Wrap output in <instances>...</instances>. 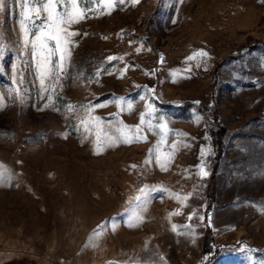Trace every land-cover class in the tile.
Instances as JSON below:
<instances>
[{
	"label": "rangeland",
	"instance_id": "1",
	"mask_svg": "<svg viewBox=\"0 0 264 264\" xmlns=\"http://www.w3.org/2000/svg\"><path fill=\"white\" fill-rule=\"evenodd\" d=\"M4 5L0 264H264V0H140L110 15L100 6L90 13L99 18L72 25L80 35L54 93L41 91L24 47L20 0ZM201 50L208 56L187 60ZM147 103L151 122L163 117L170 130L162 151L179 142L167 171L154 153L146 163L160 141L146 128ZM89 106L110 134L145 113L146 141L102 144L97 154L95 132L81 125ZM145 186L147 204L137 207Z\"/></svg>",
	"mask_w": 264,
	"mask_h": 264
},
{
	"label": "snow or ice",
	"instance_id": "2",
	"mask_svg": "<svg viewBox=\"0 0 264 264\" xmlns=\"http://www.w3.org/2000/svg\"><path fill=\"white\" fill-rule=\"evenodd\" d=\"M21 12L19 27L23 36V44L25 48L31 47V54L35 61L36 77L39 81L40 89L42 92H48L51 90L53 93L55 89L60 86V81L66 75L67 68L71 65V56L74 42L72 37L80 35L77 31H71V27L74 24L80 23L84 19L99 18L98 16L90 15L96 8L103 6L104 12L102 14H111V11L119 6H132L135 7L140 3V0H99V4L96 0H20ZM91 5V6H89ZM4 0H0V11L4 9ZM121 10H124L121 7ZM84 35H87L85 33ZM106 38V37H105ZM137 53L141 51L140 48L136 49ZM150 51V49H149ZM206 52L198 51L193 55L187 57L188 61L202 60L207 57ZM122 59L119 57H108V60ZM161 63H163V56L161 55ZM196 67L200 64L196 63ZM127 69H125L126 71ZM186 72L191 71V66L184 69ZM123 75V72L121 73ZM175 76L176 73L174 72ZM190 78V77H185ZM23 77L21 76L17 83H22ZM16 93L20 94V89H14ZM150 93H154V89L148 90ZM23 99V97H21ZM49 102L52 101V96L48 97ZM145 100L146 97H141ZM120 106L125 103L123 98H119L115 101ZM198 103V102H197ZM48 105H45L47 107ZM101 104L98 107H105ZM94 107L89 106L86 109L87 118L81 120V125L84 127L86 133L92 131L95 132V144L97 148V154L101 150V145L115 146L118 143H133L139 141H146L147 137L143 134V128L141 125H145V113L141 114L140 125L128 126L121 121L119 125L114 129V134L106 132L103 126V122L100 117H94L91 112ZM133 104L127 103V109L131 111ZM73 105H68V111H74ZM155 109L151 103L146 104V113L149 120L146 124L148 131H152L160 136V141L150 150L149 159L146 163L152 162L153 153L155 154V162L159 165L162 171H167L169 165L174 159L175 151L177 150L178 143L172 144V151L164 152L161 149V144L165 142L170 130L167 127V122L163 120V117H159L161 121L158 124H153L151 118ZM176 135H186L183 133H175ZM187 147V145H181ZM203 155V152H202ZM135 167V165H133ZM0 168H3L0 165ZM198 175H207L204 167L201 165ZM3 176V172H0V177ZM155 190V189H152ZM178 200H187L190 196H178ZM137 201V207L146 206L147 204V186L140 189V194L134 197ZM172 215L179 213H171ZM133 217L136 222L141 220L139 213L133 211ZM192 216H189L191 219ZM201 219H203L201 217ZM130 226H132L130 224ZM103 226H101L102 228ZM176 226L173 225V230ZM100 233H94V236Z\"/></svg>",
	"mask_w": 264,
	"mask_h": 264
},
{
	"label": "trees",
	"instance_id": "3",
	"mask_svg": "<svg viewBox=\"0 0 264 264\" xmlns=\"http://www.w3.org/2000/svg\"><path fill=\"white\" fill-rule=\"evenodd\" d=\"M193 106H196V105H194V104L191 103V102H186V103L184 104L183 108H184L185 110H188L189 108H191V107H193ZM202 108H203V106H198V107H197L198 110H201ZM224 133H225V129H224V127H219V129H217L216 132H215V131H212V134H215V135H216V136H215V142H214V144H215V146L217 147V154H219L220 156L222 155V152L224 151L223 142H222V138H223ZM219 158H220V157L216 158V161H217V162H216L215 165H214V172H213L212 177H211V179H210V186H209V191H208V200H209V204H208V206L211 205V202H210V201L214 200V199H215V196H216V193H215V188H216V178H217L216 170H217V167H218V159H219ZM206 235H207V237H208L209 239L212 240V238H213V233H212V231H211L210 228L207 230V234H206ZM211 240H210V241H211Z\"/></svg>",
	"mask_w": 264,
	"mask_h": 264
}]
</instances>
